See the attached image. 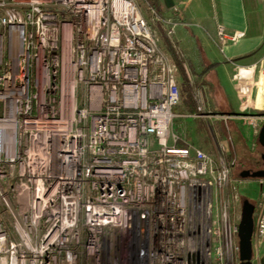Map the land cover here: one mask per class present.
Returning a JSON list of instances; mask_svg holds the SVG:
<instances>
[{
	"label": "built area",
	"instance_id": "built-area-1",
	"mask_svg": "<svg viewBox=\"0 0 264 264\" xmlns=\"http://www.w3.org/2000/svg\"><path fill=\"white\" fill-rule=\"evenodd\" d=\"M253 74L233 76L242 112ZM197 95L191 117L213 135L218 115ZM181 102L177 66L136 0H0V264H241L243 180L223 149L176 146ZM257 109L241 116L254 129Z\"/></svg>",
	"mask_w": 264,
	"mask_h": 264
},
{
	"label": "rangeland",
	"instance_id": "rangeland-1",
	"mask_svg": "<svg viewBox=\"0 0 264 264\" xmlns=\"http://www.w3.org/2000/svg\"><path fill=\"white\" fill-rule=\"evenodd\" d=\"M143 16L149 23L154 34L159 38V45L162 52H164L177 66L179 79L181 84L182 100L181 108L176 111L177 115L184 113L185 108L193 106L189 104L188 97L190 96L194 102L196 109L200 106L198 101V91L202 89L198 87L199 79L194 74L193 68L199 69V66L205 65V55L207 51L211 53L217 52L219 48L214 45L213 39H207V13L211 11L213 16V3L211 0H172L173 6L168 8L164 0H136ZM157 8V12L153 10ZM202 5V6H200ZM205 7L202 8V7ZM263 4L258 3L257 16H261ZM173 24L177 26L173 28ZM218 32V31H217ZM219 42H217L218 44ZM219 47V45H218ZM264 53L261 52V54ZM260 54L251 56V60H258ZM264 58L258 63L256 71L259 72L262 67ZM188 70V73H187ZM233 66H229L228 71L233 72ZM231 89V88H230ZM233 94V93H232ZM234 95V94H233ZM205 102L210 104L206 108V112L214 111L215 98L213 92L207 91L205 93ZM235 96V95H234ZM233 96V97H234ZM235 98V97H234ZM240 98V97H239ZM240 100H242L240 98ZM234 110L230 113L231 118H223L222 111L217 108L214 112L209 114L218 115L210 121L213 135L209 131V125L202 119L192 118H175L173 125V132L176 136L182 137L186 143L178 144V147H186L188 144L200 146L210 153H216L223 149L225 157L229 163L231 160L232 176L237 180H243L239 184V203L236 205L235 214L238 211L241 213L244 200H249L256 205L260 198V184L258 178H242L241 171L249 170L251 172L264 169L263 153L264 147L259 142V134L264 125L260 122L259 128L254 129L250 123L245 119L240 118L247 113L254 112L253 108H249L247 112H241L238 109V103L234 100ZM241 103V102H240ZM198 112V110H197ZM1 113V109H0ZM184 119V121H182ZM188 119V120H187ZM201 121V122H200ZM203 121V122H202ZM203 124L201 132L198 135L187 134L185 128L197 126V123ZM215 141L214 142V137ZM262 264H264V245L261 249ZM259 264V263H255Z\"/></svg>",
	"mask_w": 264,
	"mask_h": 264
},
{
	"label": "crops",
	"instance_id": "crops-1",
	"mask_svg": "<svg viewBox=\"0 0 264 264\" xmlns=\"http://www.w3.org/2000/svg\"><path fill=\"white\" fill-rule=\"evenodd\" d=\"M211 1L213 3V16L211 11L207 13L208 16L206 18L208 19V25L205 31H207V39H213L214 45L219 48V50L215 53L207 51L205 55V65L199 66V69L193 68L195 76L200 80L197 85L198 87L201 86V88L205 90V93L209 90V92H213L214 95H216L213 96L216 106L214 111L224 104H228L231 111H233L234 104L232 100L238 103L237 107L241 111L244 101L240 100L236 93L233 76L239 68H254V85L251 89L248 102L250 104L249 108H253L254 110L252 114H257L259 112L257 108H264V86H262V81H259L260 71H256L258 63L264 58V53L261 54V52L264 51V0ZM260 2L263 4V8L261 9V16L258 17V3ZM202 8L205 9L204 6ZM219 25H224L228 35H232L236 31H244L246 35L237 42L227 41L226 44H224L218 37L217 31ZM217 42L219 43L217 44ZM256 54H260V58L254 61L251 60V56ZM229 66H233L234 68L231 75L228 71ZM182 83L183 82L179 79L180 87ZM182 103L183 100L181 104ZM209 105L210 104L207 105L206 103V108ZM197 110L198 109L193 106H187L184 113L179 115H187L182 118H192L195 120L197 118L191 117V115L196 114ZM247 114H250V112ZM177 118H180V116ZM184 119H182V121H184ZM200 122L197 123V126L185 128L183 132L198 135L201 132L200 126L203 125L200 124ZM179 138L178 144L186 143L182 137Z\"/></svg>",
	"mask_w": 264,
	"mask_h": 264
},
{
	"label": "water",
	"instance_id": "water-1",
	"mask_svg": "<svg viewBox=\"0 0 264 264\" xmlns=\"http://www.w3.org/2000/svg\"><path fill=\"white\" fill-rule=\"evenodd\" d=\"M165 5L168 8L173 6L172 0H164ZM259 142L264 147V125L259 134ZM264 161V153H263ZM242 178H262L264 177V169L251 172L249 170L243 171L241 173ZM241 221L239 224V241H240V260L241 264H254L253 255L254 248L252 237L254 233L255 220H254V211L255 205L252 204L249 200H244L241 210Z\"/></svg>",
	"mask_w": 264,
	"mask_h": 264
},
{
	"label": "trees",
	"instance_id": "trees-1",
	"mask_svg": "<svg viewBox=\"0 0 264 264\" xmlns=\"http://www.w3.org/2000/svg\"><path fill=\"white\" fill-rule=\"evenodd\" d=\"M151 5V4H150ZM151 7H152V5H151ZM153 8V7H152ZM153 10H155V12H157V8H153ZM158 13V12H157ZM237 60H239V59H237ZM180 89H181V87H180ZM181 95H182V92H181ZM182 98H183V96H182ZM214 101V100H213ZM188 102H190L189 104H192L193 105V107L195 108V106H194V102H193V100H192V98L189 96L188 97ZM214 107H216L215 106V103H214ZM218 108H220L221 110L220 111H222V114H224V115H233V114H230L232 111H231V109H230V106H228V104H224V105H222V106H220V107H218ZM229 163H231V160L229 161Z\"/></svg>",
	"mask_w": 264,
	"mask_h": 264
},
{
	"label": "flooded vegetation",
	"instance_id": "flooded-vegetation-1",
	"mask_svg": "<svg viewBox=\"0 0 264 264\" xmlns=\"http://www.w3.org/2000/svg\"><path fill=\"white\" fill-rule=\"evenodd\" d=\"M243 171H241V173H242Z\"/></svg>",
	"mask_w": 264,
	"mask_h": 264
}]
</instances>
